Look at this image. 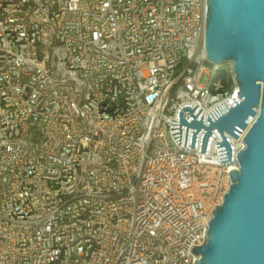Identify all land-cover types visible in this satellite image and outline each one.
<instances>
[{
  "label": "built area",
  "instance_id": "1",
  "mask_svg": "<svg viewBox=\"0 0 264 264\" xmlns=\"http://www.w3.org/2000/svg\"><path fill=\"white\" fill-rule=\"evenodd\" d=\"M205 2L0 0V264H195L253 122L223 133L228 164L213 130L207 153L203 129L172 137L181 105L207 125L240 100L205 55Z\"/></svg>",
  "mask_w": 264,
  "mask_h": 264
},
{
  "label": "water",
  "instance_id": "2",
  "mask_svg": "<svg viewBox=\"0 0 264 264\" xmlns=\"http://www.w3.org/2000/svg\"><path fill=\"white\" fill-rule=\"evenodd\" d=\"M204 50L210 63H230L240 100L208 112L207 125L198 106L181 105L190 116L178 108L171 119L175 142L195 148L203 129L198 152L207 153L213 130L219 160L228 164L233 148L223 133L237 138L253 122L236 153L238 168L229 171L232 184L211 212L203 244L191 252L200 255L195 264H264V0H206Z\"/></svg>",
  "mask_w": 264,
  "mask_h": 264
},
{
  "label": "bare ground",
  "instance_id": "3",
  "mask_svg": "<svg viewBox=\"0 0 264 264\" xmlns=\"http://www.w3.org/2000/svg\"><path fill=\"white\" fill-rule=\"evenodd\" d=\"M205 9H206V2H205ZM80 79H88V72H80ZM55 89H63V81H55ZM86 96H87V88H86V86H79L78 89H77V100L78 101H85ZM256 112H258V109H256ZM103 117L112 118V109H103ZM243 148H244V146H243ZM231 184H232V182L230 184H228V189H222L221 202L219 203V205L222 203V201H223L222 197L224 196L225 193L228 192ZM216 206H218V205H216ZM211 212L212 211H210L209 220L212 217ZM12 223H14V224H22V216L20 214H13L12 215ZM203 242L204 241H202V244H203ZM199 257H200V255H198V258Z\"/></svg>",
  "mask_w": 264,
  "mask_h": 264
},
{
  "label": "rangeland",
  "instance_id": "4",
  "mask_svg": "<svg viewBox=\"0 0 264 264\" xmlns=\"http://www.w3.org/2000/svg\"><path fill=\"white\" fill-rule=\"evenodd\" d=\"M219 69H223L225 71L227 78H232L230 63H223L222 65L219 66ZM208 79H209L208 73L204 72L200 75L199 82L201 84H206Z\"/></svg>",
  "mask_w": 264,
  "mask_h": 264
},
{
  "label": "trees",
  "instance_id": "5",
  "mask_svg": "<svg viewBox=\"0 0 264 264\" xmlns=\"http://www.w3.org/2000/svg\"><path fill=\"white\" fill-rule=\"evenodd\" d=\"M220 77L224 83L230 84L231 83V78H227L225 71L223 69H219L216 72L215 78Z\"/></svg>",
  "mask_w": 264,
  "mask_h": 264
}]
</instances>
